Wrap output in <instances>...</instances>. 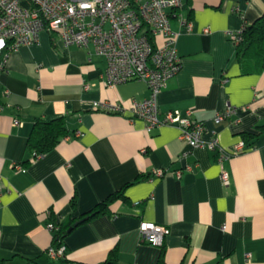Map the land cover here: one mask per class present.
Instances as JSON below:
<instances>
[{"label": "crops", "instance_id": "0c3cea01", "mask_svg": "<svg viewBox=\"0 0 264 264\" xmlns=\"http://www.w3.org/2000/svg\"><path fill=\"white\" fill-rule=\"evenodd\" d=\"M263 13L264 0H182L171 18L182 67L156 95L161 113L190 110L205 123V137L215 133L226 150L245 142L243 132L256 133L264 124V70L241 73L230 34ZM106 69L93 48L65 46L48 31L10 53L0 75V264H99L115 247L122 264H157L162 246L142 240L143 220L169 227L166 264H264V133L220 162L217 151L191 147L174 125L148 131L129 111L151 96L146 82L110 86ZM61 116L69 134L35 158L27 145L35 120ZM132 181L127 200L111 205L116 215L73 229L63 259L47 254L55 233L49 222L79 217Z\"/></svg>", "mask_w": 264, "mask_h": 264}, {"label": "built area", "instance_id": "2783aa9c", "mask_svg": "<svg viewBox=\"0 0 264 264\" xmlns=\"http://www.w3.org/2000/svg\"><path fill=\"white\" fill-rule=\"evenodd\" d=\"M181 5L182 0H0V75L10 53L21 45L37 43L42 31L57 34L65 46L93 48L106 61L107 85L130 80L146 82L151 96L133 102L129 110L132 117L143 119L148 131L174 125L191 147L215 150L223 162L240 153L245 142L226 150L215 133L210 139L205 137V123L196 120L190 110L184 114L179 110L161 113L156 102V95L182 67L177 32L171 26L172 15ZM230 36L236 43L241 39L240 31ZM94 107L111 113L124 111L118 103L95 102ZM3 108L0 99V112ZM231 112L228 108L216 113L215 122L223 121ZM14 168L25 169L20 163ZM191 169L187 165L175 173L181 177L183 170ZM153 174L163 176L165 169H156ZM221 178L224 185L230 184L226 170H222ZM47 228L55 232L56 223L49 222ZM139 230L143 241L156 246H162L170 233L169 227L145 220ZM66 251V245L61 243L50 246L47 254L52 259H63ZM247 256L250 259V254Z\"/></svg>", "mask_w": 264, "mask_h": 264}, {"label": "trees", "instance_id": "16d2710c", "mask_svg": "<svg viewBox=\"0 0 264 264\" xmlns=\"http://www.w3.org/2000/svg\"><path fill=\"white\" fill-rule=\"evenodd\" d=\"M240 41L236 43V55L235 58L238 61L241 73L249 74L253 72H261L264 70V13L258 17L254 22H244L240 30ZM262 133H264V124L258 127V131L243 132L242 137L244 141L250 145L251 140H256ZM69 134V130L66 126L65 117H57L54 119L37 118L34 122L32 131L28 138V148L34 151V157L38 158L48 151L52 150L56 144L65 136ZM142 177H150L149 175L138 176L136 180ZM135 180V181H136ZM125 184L119 190L108 195L106 199L99 202L89 211L83 213L79 217L68 218L63 222L56 223L57 229L54 233V245L59 246L63 243L67 235L80 224L94 217L102 214L116 215L118 212H114L111 209V205L116 200L126 201L127 197L125 191L127 187L132 184ZM72 205L75 207V197L72 200ZM141 205V202L137 203ZM84 219L79 224H75L78 220ZM0 261L4 262V259L0 258ZM61 264H86L82 262H73L68 260H62ZM99 264H122L119 259L118 248H113L107 255L106 259ZM157 264H166L164 260V246L162 245V251L159 256Z\"/></svg>", "mask_w": 264, "mask_h": 264}, {"label": "water", "instance_id": "95a60500", "mask_svg": "<svg viewBox=\"0 0 264 264\" xmlns=\"http://www.w3.org/2000/svg\"><path fill=\"white\" fill-rule=\"evenodd\" d=\"M84 219H80L78 220L75 224H79L80 222H82Z\"/></svg>", "mask_w": 264, "mask_h": 264}]
</instances>
